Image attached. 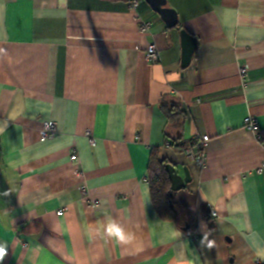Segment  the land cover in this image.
<instances>
[{"label":"crops","instance_id":"1","mask_svg":"<svg viewBox=\"0 0 264 264\" xmlns=\"http://www.w3.org/2000/svg\"><path fill=\"white\" fill-rule=\"evenodd\" d=\"M166 1L176 26L145 0H0V264H264V0ZM204 134L200 167L183 148ZM152 151L189 179L176 219L153 204ZM109 217L131 244L97 235Z\"/></svg>","mask_w":264,"mask_h":264},{"label":"built area","instance_id":"2","mask_svg":"<svg viewBox=\"0 0 264 264\" xmlns=\"http://www.w3.org/2000/svg\"><path fill=\"white\" fill-rule=\"evenodd\" d=\"M140 0H130V4L133 6H137ZM150 23L149 22H141L139 25V29L143 32H148ZM159 49L153 41H149L147 44V48L145 50L146 59L149 61H157L159 59ZM244 126L254 132L256 136L262 140L259 130H258V121L256 117L253 115L247 114L243 119ZM56 132L55 123L52 120L44 119L40 126V134L43 138H50L54 136ZM86 135H89L90 132L87 130ZM209 140V136L204 134L198 138H196L192 143L186 145L183 150L186 155L194 161L198 166L202 167L206 164V144ZM92 142V138H90ZM71 159L76 161L78 156L76 152L73 150L71 155ZM260 168L259 170H261ZM63 210H59V214H62ZM214 213V212H213Z\"/></svg>","mask_w":264,"mask_h":264},{"label":"water","instance_id":"3","mask_svg":"<svg viewBox=\"0 0 264 264\" xmlns=\"http://www.w3.org/2000/svg\"><path fill=\"white\" fill-rule=\"evenodd\" d=\"M145 1L161 16V18L166 22L168 26L173 27L177 25V13L172 7L167 5L166 0ZM179 34L182 46L181 66L185 68L191 62L192 55L198 46V40L195 36L187 32V30L183 28L179 30ZM165 168L168 172L169 180H171L172 182L170 187L173 192L183 186L185 182L189 181V179L187 180L186 178L181 179L172 165L166 164ZM186 229H189V227H186Z\"/></svg>","mask_w":264,"mask_h":264},{"label":"trees","instance_id":"4","mask_svg":"<svg viewBox=\"0 0 264 264\" xmlns=\"http://www.w3.org/2000/svg\"><path fill=\"white\" fill-rule=\"evenodd\" d=\"M164 161L158 159L156 152L152 151L147 177L151 187V197L157 211L165 217L176 219L173 191L170 187L169 175Z\"/></svg>","mask_w":264,"mask_h":264},{"label":"clouds","instance_id":"5","mask_svg":"<svg viewBox=\"0 0 264 264\" xmlns=\"http://www.w3.org/2000/svg\"><path fill=\"white\" fill-rule=\"evenodd\" d=\"M97 235H100L102 238H108L119 245H129L135 239L134 233L128 231L118 219L112 217H109L104 222L100 223ZM206 238L207 234H205L203 240L201 241L204 245ZM206 246L211 249L213 247V241L209 240ZM6 253V246L0 244V261L3 260ZM260 255L264 257V252L260 253Z\"/></svg>","mask_w":264,"mask_h":264}]
</instances>
